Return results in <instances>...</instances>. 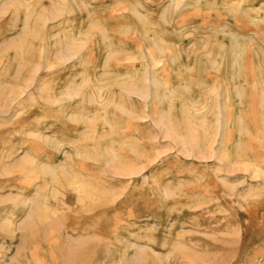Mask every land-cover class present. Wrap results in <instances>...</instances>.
<instances>
[{"label":"rangeland","instance_id":"1","mask_svg":"<svg viewBox=\"0 0 264 264\" xmlns=\"http://www.w3.org/2000/svg\"><path fill=\"white\" fill-rule=\"evenodd\" d=\"M0 264H264V0H0Z\"/></svg>","mask_w":264,"mask_h":264},{"label":"bare ground","instance_id":"2","mask_svg":"<svg viewBox=\"0 0 264 264\" xmlns=\"http://www.w3.org/2000/svg\"><path fill=\"white\" fill-rule=\"evenodd\" d=\"M1 255V254H0Z\"/></svg>","mask_w":264,"mask_h":264}]
</instances>
